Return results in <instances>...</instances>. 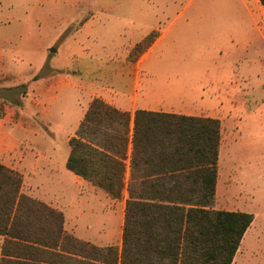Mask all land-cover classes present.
I'll return each mask as SVG.
<instances>
[{
  "label": "trees",
  "instance_id": "trees-1",
  "mask_svg": "<svg viewBox=\"0 0 264 264\" xmlns=\"http://www.w3.org/2000/svg\"><path fill=\"white\" fill-rule=\"evenodd\" d=\"M221 139L216 119L132 116L93 99L66 168L126 198L121 248L69 233L64 214L23 193V175L0 163V264H233L254 215L212 208Z\"/></svg>",
  "mask_w": 264,
  "mask_h": 264
},
{
  "label": "rangeland",
  "instance_id": "rangeland-1",
  "mask_svg": "<svg viewBox=\"0 0 264 264\" xmlns=\"http://www.w3.org/2000/svg\"><path fill=\"white\" fill-rule=\"evenodd\" d=\"M224 1L0 0V35L9 40L8 46L16 48L13 54L26 80V85L17 89H0V106L4 108L9 104L23 108L16 104L23 103L25 97L31 98V103H34L33 99L45 102V107L50 108L52 114L46 115L42 105L35 112L40 118L43 115V120L40 119L39 124L35 122V125L41 131L51 133L61 149H68L65 139L75 134L92 98L99 95L98 90L103 89L108 95L119 97L126 104L124 107L131 103L135 77L130 60L143 49V45L135 47L131 54L128 51L143 32L149 28L161 32L172 23L177 28L214 16L234 18L244 10L241 0H229L232 9L220 10ZM87 22L91 24L83 28ZM54 68L58 69L56 73ZM33 73L34 80L48 76L59 82V78L65 75V81L41 96L49 83L35 90L31 80ZM250 77V84L240 82V85L247 87L246 94L253 97L231 107L241 115L240 120L248 110L256 108L253 103L262 94L257 89V72L252 68ZM233 89L237 95L238 88L235 86ZM139 101H143L142 96ZM258 116L255 112L244 124L235 121L222 125L218 188L212 208L254 215V223L234 264H264V250L259 256L255 250L257 255L254 256L247 249L254 243L264 245V121L259 122ZM25 120L26 128L34 124L29 118ZM35 163L31 160L29 174H33ZM38 164L37 175L40 177L35 175L36 178H48L41 183L36 178L28 179L24 184L26 194L45 198L44 202L68 217L69 233H72L75 218L83 208L90 221L105 224L100 229L104 237L110 236L118 242L125 199L114 200L75 175L60 183L57 181L59 172L51 170V164L46 160Z\"/></svg>",
  "mask_w": 264,
  "mask_h": 264
},
{
  "label": "crops",
  "instance_id": "crops-1",
  "mask_svg": "<svg viewBox=\"0 0 264 264\" xmlns=\"http://www.w3.org/2000/svg\"><path fill=\"white\" fill-rule=\"evenodd\" d=\"M241 4L244 10L234 18L221 19L214 16L206 20L186 23L177 28L172 23L161 32H157L154 28L147 29L128 51L131 54L135 47L143 45V49L130 60L134 65L135 85L129 106L124 107L126 105L124 101L119 97L108 95L103 89L97 91L99 93L97 98L131 113L132 116L136 110L142 109L216 119L221 122L222 126L225 122L235 121H242L244 124L257 112L259 122L264 121V7L260 0H241ZM229 9H232L230 2L225 0L220 5V10L228 11ZM90 22H87L83 28L89 26ZM151 35L154 36L149 41ZM8 43L9 40L0 35V89L7 90L26 85L25 73L13 54L16 48L8 46ZM241 66L245 67L241 68ZM251 68L257 72L259 81L257 89L261 90L262 94L253 103L256 108L253 111L248 110L244 119L240 120L241 115H238L231 107L245 103L248 97H253L252 94H246L249 90L247 87L240 85V82L250 84ZM53 70L55 73L58 71L57 68ZM34 75V73L31 75V80H33L35 90H40L43 85L49 83L46 91L40 93L41 96L53 91L65 81V75L59 78V82L48 76L45 79L34 80ZM235 86L238 88L236 89L237 95L233 89ZM141 96L143 101H139ZM33 101L34 103H31V98L25 97L23 103L17 102L16 105L23 106V108L9 104H5L4 108L0 106L3 110V114L0 115V163L21 173L24 184H26L28 179L40 177V174L37 175L38 162L46 160L53 166L51 170L59 172L57 181L65 183L74 175L66 168V163L71 151L69 140L75 134H70L65 139L69 148L61 149L51 133L41 131L35 125V122L39 124V120H43V115L40 118L35 110L43 105L46 115H51V109L46 108L43 101L37 99ZM85 113L86 111L84 115ZM28 118L34 123L29 124L30 128L24 126L27 121L25 119ZM24 145H28V148H24ZM33 154H35V159H33ZM31 160L36 162L33 174H29L28 166ZM47 178L45 176L44 180L43 178H36V180L41 183ZM24 184L23 193H25ZM217 188L218 178L216 191ZM43 199L45 198L39 200L43 201ZM80 212L77 219L75 218L72 234L99 247L115 245L121 248L125 208L118 242L113 241L110 236L104 237L101 234L100 229L105 226L104 223L102 225L90 221L83 208ZM69 226L67 217L65 218V229L68 232ZM1 244L2 238L0 237V253ZM247 249L249 254L254 256L257 255L256 250L259 256L262 255L264 245L254 243ZM244 261L248 260L244 259Z\"/></svg>",
  "mask_w": 264,
  "mask_h": 264
},
{
  "label": "water",
  "instance_id": "water-1",
  "mask_svg": "<svg viewBox=\"0 0 264 264\" xmlns=\"http://www.w3.org/2000/svg\"><path fill=\"white\" fill-rule=\"evenodd\" d=\"M52 52H55V51H52Z\"/></svg>",
  "mask_w": 264,
  "mask_h": 264
}]
</instances>
